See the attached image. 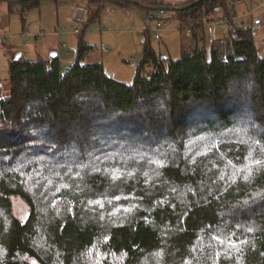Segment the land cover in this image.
Returning <instances> with one entry per match:
<instances>
[{
	"label": "trees",
	"instance_id": "16d2710c",
	"mask_svg": "<svg viewBox=\"0 0 264 264\" xmlns=\"http://www.w3.org/2000/svg\"><path fill=\"white\" fill-rule=\"evenodd\" d=\"M44 1L0 5L25 13ZM173 12L190 44L164 61L145 35L130 85L83 65L93 47L81 40L67 70L12 61L0 264H264V56L249 27L206 50L203 18L231 16L230 0Z\"/></svg>",
	"mask_w": 264,
	"mask_h": 264
},
{
	"label": "rangeland",
	"instance_id": "374dc122",
	"mask_svg": "<svg viewBox=\"0 0 264 264\" xmlns=\"http://www.w3.org/2000/svg\"><path fill=\"white\" fill-rule=\"evenodd\" d=\"M259 1V0H255ZM10 7L7 3H3L0 5V15L4 17L3 24H1V29H5L7 24H9L10 18L9 16ZM13 9L22 10L20 6H13ZM251 9L250 0H244L243 3L236 6L237 13L242 17V22L246 27L250 25V16H247L248 11ZM137 9L135 7H131L128 9H120L118 7L107 5L102 6L101 11H99V17L101 21L106 20L108 22V28L104 25L105 33L99 34L101 32V26L98 29H89L83 31L81 29V34L85 32L86 34L80 35L78 37L74 36V39L70 37H62L63 43L70 45L76 39L79 41H83L84 44L90 43L93 46V49L87 54V58L84 59L81 63L83 65H91V64H101L103 62V67L106 75L118 82L130 85L133 83L136 74L137 67L142 59V53L144 49V37L141 33L144 25L141 24L140 18L137 16ZM93 13H96V9L93 8ZM13 12H15L13 10ZM22 14V11H21ZM20 14V15H21ZM25 17L26 13L22 14ZM168 17L172 18V28H175L178 25V20L174 12H168ZM221 16H225L223 14L217 15L213 20L220 18ZM22 16H19V24L22 26L21 19ZM98 17V18H99ZM26 18V17H25ZM176 18V19H175ZM17 20V21H18ZM144 23V22H143ZM110 24V25H109ZM137 26V33L128 34L126 31L129 29H134L131 27ZM206 26V25H205ZM203 24V27L205 29ZM82 28V27H81ZM141 28V29H140ZM118 31V33L116 31ZM111 31H115L114 34H111ZM120 31L122 33H120ZM229 31L226 28H220L212 23L208 24L205 29V42H206V50L210 52L211 46L214 41L218 39H223L228 35ZM252 37L255 40V45L259 51L260 56H264V26L257 31L256 35L252 32ZM232 34V33H231ZM186 30H173L172 33H167L164 35L162 41H156L152 36L150 37L151 47L156 51L157 54H161L167 56L169 59L173 61H177L182 56L183 49V38H187ZM190 35V34H189ZM47 37L43 40V42L35 40L33 42V47H40V43L43 45H49V39ZM68 40V41H67ZM57 40L55 39V42ZM54 42V43H55ZM57 45V44H56ZM104 46V48H103ZM28 50H33L31 46H28ZM59 48H56L58 52ZM27 50V52H28ZM70 52L71 59H66V52ZM16 54H24L26 50L24 48H17L15 50ZM64 55L63 63L66 65L69 61L72 62L75 60L76 51L73 50L71 52L70 47L66 49V47L62 48L61 51ZM33 55L28 54L27 61H33ZM5 50H0V95L3 99H8L10 97V81H9V66L10 64L7 61ZM153 71L151 66H146L144 69V73L149 75ZM13 203V214L19 219L22 223H25L30 215V210L27 204L19 197H14L12 199Z\"/></svg>",
	"mask_w": 264,
	"mask_h": 264
},
{
	"label": "crops",
	"instance_id": "0c3cea01",
	"mask_svg": "<svg viewBox=\"0 0 264 264\" xmlns=\"http://www.w3.org/2000/svg\"><path fill=\"white\" fill-rule=\"evenodd\" d=\"M123 1L125 0H108L107 2L103 3L102 6L112 5L120 9H128L131 7H135L137 9L136 17H139L141 24L144 25L143 19L148 10H155L156 7H159L160 4H162V6L169 7L171 9L170 11H167V13L173 12L174 7L186 4L193 0H134L136 2H127L126 5H123ZM9 7V16L12 15V17L10 18L11 22L7 24V27L5 29H1V24H3L4 17H1L0 15V50H5L6 57L9 60H7L9 64L12 63V61L15 59V56L17 55L15 50L17 48H24V50H26V53H24L23 55L21 54V60L27 61L26 59L29 54V56H34V60L32 62L37 60L49 61L53 60L52 55L54 53H57V59H59L61 68L63 70H67L70 68V66L74 63L75 60L72 62L69 61L65 65L63 63L64 55L61 52L62 48L66 47L67 49L70 47L71 52H73V50L77 51L80 41L75 38V40L71 42L70 45H68L65 42L63 43L62 37H70L71 39H74V36L78 37L80 35L86 34L85 32L81 34V29L83 31H86L92 28L98 29L99 26H101V32L98 33L103 34L105 33V29L103 26L106 25L108 28V22L104 20V18L101 21V18L99 17V11H101L102 9L101 5L93 2V0L44 1L41 3L39 8L26 11V18L23 17V13L21 14L22 10L20 11L19 9H13L15 11L13 12L12 7L10 5ZM93 8L96 9V13H93ZM78 12H83L84 18L82 22L76 20ZM236 14L239 18V21H241L242 17L237 13V10ZM19 16L23 17L21 19L22 26L18 23ZM94 17L95 19H93ZM88 22L89 24L87 25ZM131 27H133V24H131ZM133 28V30L129 29L126 32L128 34L137 33V26ZM177 29L182 30V27L179 22L175 28H171L169 31L165 32L164 35L167 33H172L173 30ZM42 31L45 32V35L40 38L37 37V35ZM115 31H111V34H114ZM143 31L144 27L141 30L142 35ZM116 32L118 33V31ZM120 33L122 32L120 31ZM47 37H50L49 45H43L40 43L39 48H37L36 46L33 47V42H35V40L43 42V40ZM55 39L57 40L56 42ZM183 39V44H190V38L188 35L187 38ZM86 44L95 47V45H92L90 43ZM28 46H31L33 50H28ZM57 47L59 48L58 52L56 51ZM87 56L88 55H86L84 59H86ZM65 58L71 59V54L70 52H68V50L65 54ZM101 65L103 66L102 61Z\"/></svg>",
	"mask_w": 264,
	"mask_h": 264
},
{
	"label": "built area",
	"instance_id": "2783aa9c",
	"mask_svg": "<svg viewBox=\"0 0 264 264\" xmlns=\"http://www.w3.org/2000/svg\"><path fill=\"white\" fill-rule=\"evenodd\" d=\"M244 0H230L231 4V16H221L216 20H210L207 17L203 18L204 26L212 23L220 28L228 29L229 33H234L237 27L240 28H250L252 32L256 35L264 26V0H250L251 9L248 11L247 16H250V25L246 27L236 14V6L243 3ZM84 18L83 12H78L76 20L82 22ZM144 31L143 37L145 35L152 36L156 41H162L165 32L172 28V19L168 17L167 11L164 10H148L143 19ZM188 33L191 32L190 28L185 29ZM60 34V33H59ZM45 32H40L37 37H43Z\"/></svg>",
	"mask_w": 264,
	"mask_h": 264
},
{
	"label": "water",
	"instance_id": "95a60500",
	"mask_svg": "<svg viewBox=\"0 0 264 264\" xmlns=\"http://www.w3.org/2000/svg\"><path fill=\"white\" fill-rule=\"evenodd\" d=\"M155 10L170 11L171 9H170L169 7L159 6V7H156ZM52 57H53V59H57V53H54V54L52 55ZM20 58H21V54H17V55L15 56L14 61L17 62L18 60H20ZM163 60H164V61L167 60V56H164V57H163Z\"/></svg>",
	"mask_w": 264,
	"mask_h": 264
}]
</instances>
